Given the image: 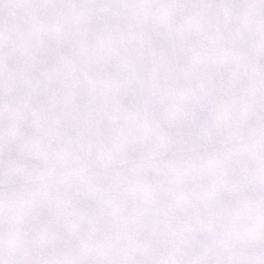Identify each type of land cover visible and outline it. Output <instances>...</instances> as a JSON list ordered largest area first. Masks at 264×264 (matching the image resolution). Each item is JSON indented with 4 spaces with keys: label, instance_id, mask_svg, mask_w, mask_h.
<instances>
[{
    "label": "snow or ice",
    "instance_id": "snow-or-ice-1",
    "mask_svg": "<svg viewBox=\"0 0 264 264\" xmlns=\"http://www.w3.org/2000/svg\"><path fill=\"white\" fill-rule=\"evenodd\" d=\"M0 264H264V0H0Z\"/></svg>",
    "mask_w": 264,
    "mask_h": 264
}]
</instances>
